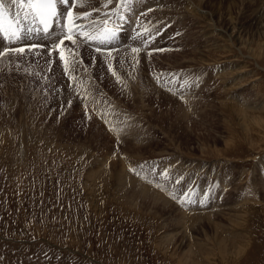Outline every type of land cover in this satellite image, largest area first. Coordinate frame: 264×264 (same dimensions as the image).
<instances>
[{"label":"rangeland","instance_id":"1","mask_svg":"<svg viewBox=\"0 0 264 264\" xmlns=\"http://www.w3.org/2000/svg\"><path fill=\"white\" fill-rule=\"evenodd\" d=\"M106 3L100 52L0 58V264H264V0Z\"/></svg>","mask_w":264,"mask_h":264},{"label":"snow or ice","instance_id":"2","mask_svg":"<svg viewBox=\"0 0 264 264\" xmlns=\"http://www.w3.org/2000/svg\"><path fill=\"white\" fill-rule=\"evenodd\" d=\"M121 2L123 3V0ZM77 3L82 5L83 0H0V39L7 41L9 45L8 47L0 45V58L23 59L29 55H43L46 57L45 64L51 66L53 52L60 50L65 41H71L77 47L79 44L95 43L96 52L101 51V46L112 44L119 35L118 31L107 27L112 15L105 12L103 18L93 19L92 12L84 11L74 16V6ZM111 3L112 0H107L103 7H108ZM60 6H64L63 11ZM11 9H14V12L10 11ZM93 11L98 10L93 8ZM84 20H87L86 24L82 22ZM77 37H79V42ZM41 50L46 51L42 53ZM138 51L137 48L132 49V52ZM77 55V52L72 51L71 58L66 59L63 51L60 52L59 60L69 80L77 79L73 73L76 72L78 66H82V58L77 60L75 58ZM109 68L111 69V65ZM155 78L159 82L161 76ZM172 82V80H165L166 84ZM139 167L143 170L147 166L140 165ZM130 171L140 175V172L135 169H130ZM148 171L153 172L154 169H148ZM160 175L165 180L169 179L167 171ZM157 187L160 185L157 184ZM169 195L174 200L179 199L174 193H169ZM181 195L183 196V193ZM180 202L183 203V201Z\"/></svg>","mask_w":264,"mask_h":264},{"label":"bare ground","instance_id":"3","mask_svg":"<svg viewBox=\"0 0 264 264\" xmlns=\"http://www.w3.org/2000/svg\"><path fill=\"white\" fill-rule=\"evenodd\" d=\"M78 10H77V5H76V7H75V13L74 14H76V15H78V12H77ZM134 21V20H133ZM1 41V40H0ZM1 43H2V41H1ZM1 43H0V45H1ZM3 46H6V47H8V45H3ZM6 59V57H3V59L1 60V61H4ZM89 85V84H88ZM91 86H92V84H91ZM70 87V86H69ZM85 87V86H84ZM86 90V89H85ZM94 95L96 94V93H93ZM25 96V95H24ZM87 99V98H86ZM86 101H88V100H86ZM82 105V104H81ZM80 105V106H81ZM83 106V105H82ZM83 112V111H82Z\"/></svg>","mask_w":264,"mask_h":264}]
</instances>
